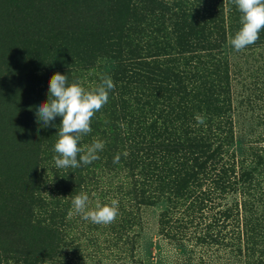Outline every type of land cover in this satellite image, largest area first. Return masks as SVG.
Here are the masks:
<instances>
[{"label":"trees","instance_id":"obj_1","mask_svg":"<svg viewBox=\"0 0 264 264\" xmlns=\"http://www.w3.org/2000/svg\"><path fill=\"white\" fill-rule=\"evenodd\" d=\"M240 15L231 0H0V264L134 257L142 209L161 204L165 239L264 264V145L233 149ZM261 48L264 31L246 49ZM57 72L115 84L80 142L104 149L79 168L54 165L62 118L37 117ZM81 192L117 199L115 222L69 216Z\"/></svg>","mask_w":264,"mask_h":264},{"label":"clouds","instance_id":"obj_2","mask_svg":"<svg viewBox=\"0 0 264 264\" xmlns=\"http://www.w3.org/2000/svg\"><path fill=\"white\" fill-rule=\"evenodd\" d=\"M240 15V28L230 43L233 49L240 52L254 45L264 31V0H231ZM115 84L108 76L92 89H86L79 82L69 84L68 76L55 73L48 82V99L37 108L38 121L48 126L57 117H61L57 141L54 144L53 161L58 169L79 168L99 159L97 153L102 151L105 142L94 139L90 145L80 146L82 138L91 133L92 119L108 103L109 92ZM198 124H204L205 117L197 114ZM56 127V125H52ZM121 127L124 125L121 124ZM129 153L125 151L126 157ZM117 154L113 163H119ZM79 158V159H78ZM47 194V193H44ZM48 195V194H47ZM49 196V195H48ZM50 197V196H49ZM51 198V197H50ZM89 196L81 192L72 198V210L69 216L80 215L82 219L94 224L107 225L114 223L119 215V201L112 199L110 204L97 203L89 208Z\"/></svg>","mask_w":264,"mask_h":264},{"label":"rangeland","instance_id":"obj_3","mask_svg":"<svg viewBox=\"0 0 264 264\" xmlns=\"http://www.w3.org/2000/svg\"><path fill=\"white\" fill-rule=\"evenodd\" d=\"M226 51L234 79L237 141L233 149L246 157L249 147L264 145V49L237 52L229 43ZM162 209L164 204L142 209L141 224L135 232L134 257L129 252L127 258H117L106 250L109 257L93 256L85 259L84 264H244L243 257H236L229 250L210 249L206 254L205 248L193 241L176 243L165 239L159 225ZM88 251L93 250L88 248Z\"/></svg>","mask_w":264,"mask_h":264}]
</instances>
